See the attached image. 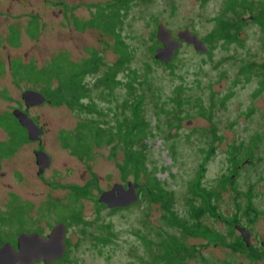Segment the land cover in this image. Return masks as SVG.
Instances as JSON below:
<instances>
[{"label":"rangeland","instance_id":"1","mask_svg":"<svg viewBox=\"0 0 264 264\" xmlns=\"http://www.w3.org/2000/svg\"><path fill=\"white\" fill-rule=\"evenodd\" d=\"M110 1L67 0L66 12L59 14L55 8L58 11L55 16H52L54 7H40V19L48 26L36 40L26 38L22 50H30L29 45L35 43L34 56L39 66L59 52L73 61H81L91 51H97L103 63L86 75L83 83L88 88L84 102H93L99 113L48 102L28 110L30 115H36L39 124L46 125L44 150L52 161L45 176L56 184L46 185L36 179L31 161H19L17 157L2 159V171L12 173L18 169L23 176L22 181L0 176V210L7 208L9 192L19 197L16 203H31L34 199V214L41 212L34 227L45 228L44 221L62 217V209L56 210L57 204L78 210L84 224L69 226L65 264H164L163 259L157 258L162 253L160 240L167 233L177 236L188 251H196L187 256L181 246L165 241L163 255L173 264L177 258L179 261L182 258L183 264H264L259 257H249L246 250L228 247L229 243L242 241L232 228V218L250 229L254 246L264 240V0H245V7L238 10L240 14L232 16L245 19L239 34L237 28L235 34L231 31L235 41L205 43L206 52L181 44L167 64L153 56L159 45L157 25L163 23L172 36L189 28L205 39L215 30L212 18L222 14L224 0H135L118 28L132 52L115 74L119 83L109 90L103 88L100 77L118 58L113 35L97 28L79 29L75 24L90 18L99 4ZM230 4L231 1L226 5ZM22 18L27 19L25 14ZM60 21L66 24L61 25ZM133 75L136 83L128 90L125 85ZM22 92L17 88L0 90V116L12 115L13 108L21 102ZM137 94L143 98L141 113L149 127L146 136L142 137V133L133 146L138 150L144 146L141 149L146 171L155 170L156 178L171 197L173 210L185 216L191 203H198L190 183L195 179L218 189L217 213L200 218L203 226L200 234L186 235L175 225L164 223L162 203L151 201L147 195L125 207H108L97 200L114 183L145 181L144 175H138V179L134 174L122 178L118 169L124 157L122 147L102 144L94 147L90 158L78 159L61 146L57 135L62 130H73L79 120L95 118L106 121L109 127L115 125L113 120L117 118L130 119V106ZM173 98H180L181 103L177 104ZM199 106L204 110L212 106L207 111L209 118L200 114ZM158 110L160 113H155ZM15 128L20 129L17 125ZM6 137L0 127V142ZM14 147L13 142H7L1 151L10 152ZM30 147L34 144L22 145L27 153ZM5 181L11 183L10 189ZM247 192L251 206L261 212L253 219L244 207ZM187 198H191L190 203ZM26 211L29 215V209ZM21 215L13 212L11 221H22ZM40 219L44 221L38 223ZM104 224L109 228L100 229ZM109 231L113 234L109 241L102 244L103 239L95 240V236Z\"/></svg>","mask_w":264,"mask_h":264},{"label":"trees","instance_id":"2","mask_svg":"<svg viewBox=\"0 0 264 264\" xmlns=\"http://www.w3.org/2000/svg\"><path fill=\"white\" fill-rule=\"evenodd\" d=\"M113 2V3H112ZM122 7L111 0L106 3V6L103 8H98L96 11L92 12L90 18L85 21H79L75 24L79 29L83 28H97L105 32L106 34L113 35V47L116 51L118 58L115 63L109 65L103 74L100 77L101 85L103 88L112 89L117 85L118 79L115 76L123 67L128 59L132 50L129 48L120 34V28L122 20L121 12ZM223 17L217 18V25L213 34V38H208V42L223 41L224 43H231L236 39L231 37V27L226 26L223 23ZM208 37V36H207ZM206 37V38H207ZM212 37V34L209 35ZM67 55L63 52L52 57L46 64L41 67L34 66V71H30L29 74L22 75L26 79H30L36 85L40 86V90L44 93L45 97L54 103H64L68 107L77 106L80 110H85L86 112L94 111L99 113L97 109L93 108V102H84V99L88 95V88L85 85L84 77L92 72H94L100 64H102V56L97 51H91L86 58L81 61H73L70 58L66 57ZM136 75L130 76V79L126 82L125 88L128 90L132 89V86L136 83ZM55 82V83H54ZM179 89V88H178ZM141 94H137L131 104V113L132 116H124L123 119L117 118L113 120L115 125L106 127V121H99L95 118H85L79 120L73 130H62L60 131L58 138L61 143V146L64 149H67L72 155L78 157L79 159H87L92 156L94 147H98L102 144L111 145L116 144L117 147L120 146L123 149V159L118 163V169L122 175V178H125L126 175H135L138 179V175H144L145 181L143 184H138L140 191V196H148L151 201H160L162 203V219L167 225H175L178 227L184 234H195L202 233L203 226L199 220L204 215L214 216L217 213L216 202L218 198V189L216 187H207L202 183H199L198 179L193 180L191 183L192 193L195 194L198 198V203L195 205L191 203L189 206V211L185 216H181L177 211L173 210L174 208L171 205V197L168 191L165 189L163 184L156 178L155 170H151L152 173L147 172L144 166V150H138L133 145L139 136H146V131H148V122L143 119L141 113V103H142ZM177 104L181 103L180 98H173ZM126 100H124L121 106H125ZM212 106H209L207 110L199 106V112L201 115H205L209 118L208 110ZM155 113H160L159 110ZM8 117L4 118V115L0 116V127H2L9 136H17V138L25 140V131L18 125L19 123L10 114ZM183 119L180 117V120ZM17 125L20 129H16ZM20 131L21 134L18 132ZM8 141L0 142V153L1 155L5 152L1 151L3 145ZM14 143V141H13ZM125 147V149H124ZM250 153V151H249ZM249 153L247 155H249ZM0 155V156H1ZM234 155V154H232ZM229 178V177H228ZM227 180V179H226ZM225 180V182H226ZM228 181V180H227ZM136 183V182H134ZM224 184V182H223ZM75 192V191H74ZM78 192V190L76 191ZM143 193V194H142ZM249 192L244 193L246 196ZM147 198V197H146ZM188 202H191V198H187ZM252 202L250 197L247 196V204L245 210L256 211L254 207L251 206ZM62 209V214L65 215L67 212L66 218L70 219L73 224H84L82 217L79 216L78 210H72L70 207H63L61 205H56V210ZM230 221H236V218H232ZM109 226L107 224L100 225V229H107ZM231 231V230H230ZM112 232H107L104 235L95 236V240L99 242V239H103L105 243L109 241V237H112ZM169 238V240H168ZM161 249L162 253L158 255V258L163 259L164 264H173L172 261H168L169 258L165 255L164 249H162V243L165 241L172 242V246H181L182 250H185V253L190 255V253L196 252L194 250L188 251L187 246L183 244L179 238L173 234L166 235L165 238L161 239ZM169 248L168 245L164 246ZM178 248V247H176ZM177 254V253H176ZM178 261L175 264H183L182 258H177Z\"/></svg>","mask_w":264,"mask_h":264},{"label":"flooded vegetation","instance_id":"3","mask_svg":"<svg viewBox=\"0 0 264 264\" xmlns=\"http://www.w3.org/2000/svg\"><path fill=\"white\" fill-rule=\"evenodd\" d=\"M135 0H114L117 4H119L122 7L121 12L123 15L121 16V20L124 19L126 16V12L128 9H131L132 2ZM229 1H231V4L228 6L226 5ZM245 0H224L223 1V10L222 14L218 17H223V23L226 26L231 27V31L233 34H235V29H238V34L241 31V26L243 21H245L244 16H240L239 19L232 18V16H238L240 12H238L239 9H243L245 7ZM70 2H73V0H70ZM107 3V2H106ZM106 3L99 4L96 8H103L106 6ZM113 3V2H112ZM67 0H0V90H7L11 88H17L18 90L25 91V90H37L38 85H36L34 82H32L30 79H26L25 77H22V75L29 74L30 71H34V66L41 67L38 65V59H35L34 56L35 52V43L34 45H29L30 50L28 48L22 50V46L27 42L28 40L26 38H29L30 40H36L37 37L45 32L46 25L48 26V23L42 19H40L39 9L43 5L52 6L54 7L52 11V16H55L58 11L59 14L63 15V12H66L67 10ZM130 7V8H129ZM55 8L58 9V11L55 10ZM26 15L25 21H23L22 17L23 15ZM65 15V14H64ZM213 16L212 20L214 22V28H216L217 25V18ZM253 17L256 18L255 15ZM261 19V16H260ZM74 20V19H73ZM54 21V19L51 20V22ZM72 21V19H71ZM76 19L74 20V22ZM78 21V20H77ZM59 24L64 25L66 24V21H60ZM51 26V25H50ZM189 29V28H184ZM192 33H195L193 30L189 29ZM215 31V30H214ZM172 33V32H171ZM210 33V32H209ZM196 34V33H195ZM210 34H208L207 38L202 39L204 41V44H208V38ZM175 37V36H173ZM184 41H181V44H184ZM211 44L214 43L210 42ZM186 44V43H185ZM160 45V44H159ZM158 45V46H159ZM190 46H193L192 44H189ZM181 46V45H180ZM212 46V45H211ZM208 51V47L207 50ZM205 52V51H204ZM61 53V52H59ZM57 53V54H59ZM56 54V55H57ZM5 55V56H4ZM55 55V56H56ZM51 60V59H50ZM40 90V89H39ZM41 91V90H40ZM42 92V91H41ZM43 93V92H42ZM44 94V93H43ZM22 98V96H21ZM49 103L50 105H64V103H54L50 101L49 99H45V101L42 104L39 105H31L26 106L23 99H21V102L18 104V109H21L24 111L33 121L34 124L41 126L43 131L40 134V140H29L27 136V131H25V140L22 141V139L17 138V136H9L7 133V137L4 141L13 142L15 144V147L13 150H9L10 152H5L0 156V161L2 159L11 158V157H17L20 160H27L31 161L32 165L34 166L35 171V177L36 179L41 180L46 185H55V182H52V180H48L46 178V171L51 166L52 156L47 153V151L44 150V145L46 144V139L43 137L46 132V125L43 123H38L36 120V115L32 116L30 115L29 111L32 108L39 107L45 103ZM24 108H22V106ZM66 105V104H65ZM15 108H13L14 110ZM12 110V111H13ZM11 115V114H10ZM13 116V114H12ZM14 117V116H13ZM20 134L21 132L18 131ZM3 142V141H2ZM24 143H31L34 144V147L28 148L29 152L27 153V150L22 149V145ZM64 149V148H63ZM42 150L48 154L50 157V164L49 166L45 167L42 172L40 173V166L37 162V156L36 152ZM67 150V149H66ZM76 157V156H75ZM78 158V157H77ZM79 159V158H78ZM1 167V165H0ZM0 176L9 178L12 177L13 180L22 181V174L18 171V169H14L12 173L4 172L0 169ZM11 183L8 181H5V186L10 189ZM138 188H136L137 192ZM108 190V189H107ZM105 191V190H104ZM10 196L7 203V208L5 210H0V249L4 246H10L14 251H18L19 249V236L20 234L26 233L31 234V247H32V253L33 260L31 263H25V262H17L15 264H65L66 263V249L69 245V238L68 233L71 227H69L71 224V220L65 217V215L62 214V217H58L52 222L50 221H44L43 219H40L38 223L44 221L43 223L47 225L45 228L42 227H34V221L35 219L39 218V214L41 212L34 214V199L31 201V203H24L22 201L21 203H16L19 200V197L12 192H9ZM47 196H50L47 195ZM34 197V195H33ZM54 203V202H53ZM56 203V202H55ZM49 205H46L45 208ZM50 207L52 208V204L50 203ZM29 209V215L27 214V211ZM13 212H16L17 214H22L23 217L22 221H11V215ZM25 212L26 214H24ZM258 211H248L246 214L249 215L251 219L255 218ZM34 214V215H33ZM251 214V215H250ZM219 217V216H217ZM63 222L65 225V234H64V241H65V251L62 254L61 257L54 259L48 263L44 261V259H40L37 261H34V232L41 235L43 238H47L49 234L51 233L52 227L54 225L56 226L57 223ZM231 225H233V229L238 231L239 235L238 237L241 238L242 241L240 242H233L229 243L228 247H238L240 251H247V255L251 258L253 257H259L263 259L264 261V240H260L259 245L254 246L253 242L251 240L254 239L252 236V233H250V229L242 224H240L237 221H230ZM236 225H239L241 227H244L248 234L245 233V235L248 236V243L243 240V236L240 233V231L236 228ZM217 259H224L222 257L214 256ZM6 264H11V259H7L6 257H3L1 259ZM222 260H219L220 262H223Z\"/></svg>","mask_w":264,"mask_h":264},{"label":"water","instance_id":"4","mask_svg":"<svg viewBox=\"0 0 264 264\" xmlns=\"http://www.w3.org/2000/svg\"><path fill=\"white\" fill-rule=\"evenodd\" d=\"M156 41L160 44L154 50L153 56L157 61L168 63L174 56V52L180 47L181 41L186 44H192L197 52H206L207 46L202 39H198L195 33L189 29H182L177 31L175 37L172 36L169 30L163 23H159L156 27ZM22 99L26 106L42 104L46 97L38 90H25L22 92ZM13 116L27 131V138L31 141L40 140V134L43 129L41 126L34 124V121L21 109L15 108L12 111ZM190 122V121H189ZM37 162L40 166V173L49 165L50 157L46 152L39 150L36 152ZM138 183L127 182L126 185L122 183H114L112 187L100 193L99 202L104 203L108 207H125L138 200L140 196L136 188ZM236 228L243 236V240L248 243V236L245 235L247 230L244 227L236 225ZM65 225L59 222L52 227L51 233L47 238L41 237L40 234L34 232V261L44 259L46 263L62 256L65 249ZM248 234V233H246ZM31 234H20L19 249L14 251L10 246H4L0 249V264H6L1 259L6 257L11 259V264L17 262L31 263L33 260L31 247Z\"/></svg>","mask_w":264,"mask_h":264}]
</instances>
